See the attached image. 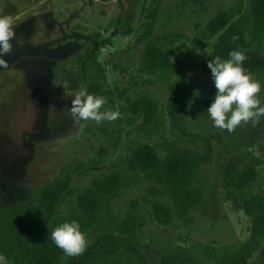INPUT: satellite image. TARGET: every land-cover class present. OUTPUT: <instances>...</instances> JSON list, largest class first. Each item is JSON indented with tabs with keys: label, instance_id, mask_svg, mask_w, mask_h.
I'll return each mask as SVG.
<instances>
[{
	"label": "rangeland",
	"instance_id": "374dc122",
	"mask_svg": "<svg viewBox=\"0 0 264 264\" xmlns=\"http://www.w3.org/2000/svg\"><path fill=\"white\" fill-rule=\"evenodd\" d=\"M194 1L191 6L197 10V20L190 14L177 19L180 0H160L155 9L150 7L151 0H0V15L12 17L16 32L12 55L3 57L9 67L0 69V207L33 203L69 163L75 166L80 161L92 172L83 177L73 175V184L84 189L92 175L104 171L119 154L125 153L123 148L131 146L130 141L149 143L126 128L122 139L115 138V128L122 127L121 115L111 122L73 123L68 108L79 91L70 88L76 64L86 49L97 50L107 40L108 45L100 49L98 56L107 85L126 87L143 60L145 39L158 41L167 32H181L187 40L175 63L171 84L190 95L180 125L187 136L169 131L166 109L164 135L177 148L189 151L199 150L197 141L190 136H202L209 142L210 160L200 167L195 183L200 201L179 216L170 199L161 196V188L146 184L140 175L138 186L115 200L113 208L123 214L132 200L145 197L166 203L172 211V224L166 227L153 221L149 205H140L144 251L142 263L137 264H163L177 256L190 260L203 245L248 242L250 218L224 200L226 174L233 165L242 170L257 162V180L250 192L264 197V117L258 124H242L234 132L214 127L207 109L217 89L212 74L205 75L200 68L211 42L202 39L201 31L233 0ZM169 17L171 21L167 22ZM244 54L248 59L243 66L260 83L258 95L264 101V40ZM54 67L60 74L57 86L53 85ZM152 91L165 107L167 89ZM117 108L116 104L107 103L101 111ZM173 137L176 138L172 140ZM149 144L158 151L161 148L156 137ZM99 159L104 166H89ZM154 192L159 195L154 196ZM94 234L86 236L87 246ZM245 264H264V243Z\"/></svg>",
	"mask_w": 264,
	"mask_h": 264
},
{
	"label": "trees",
	"instance_id": "16d2710c",
	"mask_svg": "<svg viewBox=\"0 0 264 264\" xmlns=\"http://www.w3.org/2000/svg\"><path fill=\"white\" fill-rule=\"evenodd\" d=\"M159 1L151 0V9ZM191 3L194 5L195 1L180 0L177 19L187 14L199 19ZM170 21L171 17L167 19ZM201 37L210 41L211 46L204 53L200 68L205 75H211L209 60L217 56L228 59L231 51L244 53L264 40V0H233L227 10L219 12L204 27ZM186 40L181 32H167L158 41L146 38L143 60L126 87L107 85L104 67L98 60L100 49L108 45L107 40L97 50L86 49L76 64L71 90L86 88L90 94L104 97V105L118 106L122 116L121 129L115 128L118 140L123 138L122 130L126 128L136 138L149 143L156 137L161 148L158 151L152 144L130 141L131 146L123 148L125 153L119 154L104 171L92 175L84 189L73 184V175L83 177L92 172L80 161L73 162L75 166L69 163L33 203L0 207V254L7 258L8 264H60L67 255L55 245L50 234L55 227L71 221L79 223L85 236L95 234L83 255L67 256L64 264L142 263L144 231L140 205H149L153 221L166 227L172 224V211L166 203L148 201L145 197L132 200L123 214L114 210L115 200L138 186L140 175L146 184L161 188V196L170 199L177 215H185L196 207L201 195L195 183L200 167L210 160L209 142L202 136H190L197 141L199 150L189 151L177 148L164 135L166 109L169 131H180L187 136L180 125L190 95L171 84L175 63ZM159 87L168 92L165 107L158 103L152 91ZM104 165L101 159L89 164L95 169ZM256 166L257 162L243 166L242 170L231 166L225 182L224 200L251 220L248 242L232 246L203 245L190 260L177 256L164 260L163 264H245L260 249L264 243V197L250 192L257 180Z\"/></svg>",
	"mask_w": 264,
	"mask_h": 264
},
{
	"label": "clouds",
	"instance_id": "9594fccd",
	"mask_svg": "<svg viewBox=\"0 0 264 264\" xmlns=\"http://www.w3.org/2000/svg\"><path fill=\"white\" fill-rule=\"evenodd\" d=\"M15 39L16 32L12 17L0 15V69L9 67L8 61L3 57L12 55V41ZM247 59L243 52L233 50L229 53L228 59L217 56L208 61L217 91L207 113L216 128L234 132L242 124L249 122L253 125L258 124L260 118L264 117V101L258 95L261 85L244 68ZM52 71L53 85L57 86L60 83V74L55 67ZM195 94L198 96L199 92ZM105 103L104 97L94 96L86 88H81L75 93L68 112L73 123H79L81 120L100 123L118 119L120 117L118 110L101 111ZM249 150L253 151L252 148ZM50 238L69 257L83 255L87 248L86 236L77 221L64 222L55 227L51 231ZM0 264H8L7 258L2 254H0Z\"/></svg>",
	"mask_w": 264,
	"mask_h": 264
},
{
	"label": "flooded vegetation",
	"instance_id": "af4514ba",
	"mask_svg": "<svg viewBox=\"0 0 264 264\" xmlns=\"http://www.w3.org/2000/svg\"><path fill=\"white\" fill-rule=\"evenodd\" d=\"M5 57H7V56H5ZM6 59V58H5ZM43 69V68H42ZM44 70V69H43ZM51 71V70H50ZM35 91H37V90H35ZM37 93V92H36Z\"/></svg>",
	"mask_w": 264,
	"mask_h": 264
}]
</instances>
